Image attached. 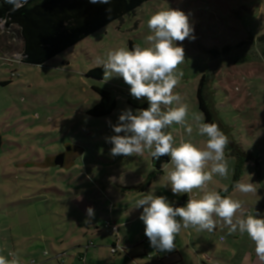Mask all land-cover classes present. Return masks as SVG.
Masks as SVG:
<instances>
[{"label": "rangeland", "instance_id": "obj_1", "mask_svg": "<svg viewBox=\"0 0 264 264\" xmlns=\"http://www.w3.org/2000/svg\"><path fill=\"white\" fill-rule=\"evenodd\" d=\"M167 8L189 17L195 40L176 42L184 48L185 62L179 65L184 75L175 88L188 105L193 133L189 137L176 124L165 131L171 132L176 143L184 139L204 146L207 137L198 135L192 120L193 113L203 114L197 90L204 77L203 93L215 123L229 141L243 151L251 150L252 156L259 155L263 163L256 171L243 165L244 172L254 171L257 192L240 193L239 198L248 201L243 203L246 211L264 217V60L258 58L255 47L264 33V0H148L42 65L16 60L23 48L18 28L7 29L0 23V255L11 259L9 252L16 253L21 264H92V260L105 264L109 257H117L108 247L115 233L104 206L118 201L134 205L136 194L122 192L120 187L145 180L155 167L148 151L142 156L112 157L113 145L105 138L115 135L111 125L122 110L131 108L135 113L134 105L147 100L132 97L122 77L105 82L88 73L98 67L96 58H104L109 50L129 49V41L147 46L145 38L151 34L147 20ZM95 87L109 90L115 99L116 108L110 115L88 114L100 99ZM58 155H62L61 164L55 163ZM226 160L228 176L215 175L210 190L231 182L232 168ZM154 183L152 192L165 196L174 207L186 204L180 205L182 195L164 186L165 171ZM86 204L96 207L93 218L100 233L92 237L91 232L83 233L87 227L96 229L89 226L92 219L81 210ZM114 207L118 206L107 209ZM137 226H127L128 235H134ZM144 229L138 240L146 237ZM190 229L176 236L171 251L178 249L180 255L167 258L168 263L175 259L173 264H197L187 248ZM195 232V253L210 258L204 264H264L247 234L238 232L239 240L234 241L233 234L221 226L212 232ZM220 236L226 242H220ZM90 240L93 243L84 263L77 253H85ZM228 242L235 243L228 246ZM142 246L135 247L140 250ZM154 260L159 263L156 256Z\"/></svg>", "mask_w": 264, "mask_h": 264}, {"label": "clouds", "instance_id": "obj_2", "mask_svg": "<svg viewBox=\"0 0 264 264\" xmlns=\"http://www.w3.org/2000/svg\"><path fill=\"white\" fill-rule=\"evenodd\" d=\"M89 2L108 4L109 0ZM147 27L151 32L145 38L147 46L119 47L109 50L104 58H96L97 66L104 70L105 82L114 76L122 77L130 86L131 96L137 100L146 98L149 105L135 113L131 108L121 111L118 121L111 125L115 135L105 138L113 145L110 155L142 156L148 151L157 160L170 157L171 167L163 169L167 180L164 186H170L174 195H188L184 206L174 207L165 196L151 190L142 194L134 208L143 209L139 218L145 225V235L155 249L171 251L182 229L212 232L222 222L230 234H247L258 259L264 262V217L245 212L239 199L209 189L215 175L226 178L229 174L225 157L229 137L217 123L204 122L202 113H193L192 120L198 135L207 137L203 147L191 140L176 143L171 132L165 131L176 124L189 137L193 133V124L188 123V105L175 92L184 75L179 65L185 62L184 48L176 42L195 40L189 17L178 9H162L150 16ZM194 190L201 193L198 198L192 195ZM223 191H228L227 186ZM234 191L249 194L257 189L252 182L237 181ZM86 212L88 218L94 217L92 207ZM8 256L11 259L0 255V264H21L16 253L9 252Z\"/></svg>", "mask_w": 264, "mask_h": 264}, {"label": "trees", "instance_id": "obj_3", "mask_svg": "<svg viewBox=\"0 0 264 264\" xmlns=\"http://www.w3.org/2000/svg\"><path fill=\"white\" fill-rule=\"evenodd\" d=\"M146 1L148 0H109L108 4H93L89 0H26V2L0 0V23L2 22L7 29L11 26L18 28L23 44L22 62L42 65L106 24L133 13ZM135 45L137 44L133 41L128 43L129 49ZM255 47L258 58L264 60V33L257 38ZM103 72L102 67H96L90 70L88 75L102 79ZM204 81L203 77L199 83L197 98L205 122L211 123L215 120L209 107V100L203 93ZM94 90L100 99L88 110V114L98 118L110 115L116 108L111 92L99 87H95ZM134 106L137 109H144L149 105L148 102H144ZM225 150L236 158L233 178L227 191L229 192L234 189L237 181H241L243 165L249 157L247 151H243L236 144L233 145L232 141ZM169 161L170 157L167 156L158 160L152 157L155 171L147 176L143 187L150 185Z\"/></svg>", "mask_w": 264, "mask_h": 264}, {"label": "crops", "instance_id": "obj_4", "mask_svg": "<svg viewBox=\"0 0 264 264\" xmlns=\"http://www.w3.org/2000/svg\"><path fill=\"white\" fill-rule=\"evenodd\" d=\"M232 142H233V145L236 144L238 147H240L243 150L242 146H240L238 143H236L235 141H232ZM247 153H248L249 158L244 162V164H245L244 166L254 168L255 171L258 168L260 169L261 164H263V163H261L260 159H258L259 155L252 156L251 150L247 151ZM225 157H227L228 160H230V164H231L230 166L232 168V173L234 174V169L236 166V160H235L234 156L225 152ZM168 163H170V161ZM164 166H166V165H164ZM244 171H243V174L241 175L240 180L245 182V183H247L248 180L249 181L251 180L253 182L252 177H253L254 171L253 170L248 171V172H244ZM261 171L262 170H260L259 172H261ZM161 174L162 175L164 174V170H162V173L157 174V177H155V179L151 182V184L146 186V187H143V185L146 181V178H145V180H143V181L140 180V182H138V183L135 182V184L129 183V186L127 185V187H120L122 189L121 191L122 192L128 191L129 193H131V192L135 193L136 194V200H137V199L141 198L142 194H145L149 190L152 189L153 185L155 184L154 182L158 181ZM233 174H232V178H233ZM232 178H231V181H232ZM224 185H227V182L224 183ZM230 185H231V182L227 185V188ZM124 190H126V191H124ZM213 190L218 191L222 196H231L233 199H239L240 200V198H239L240 192L234 191V189H232V191H229V192H224L223 188H214ZM153 193H155L156 195H160V193H158L156 191H154ZM199 194L200 193L198 192V190H194V192L192 193V195L196 198L199 197ZM241 197H242V195H241ZM243 198L240 201H242L244 204H248V201H245L246 199L244 200ZM187 200H188V195L183 194L181 196L180 205L186 203ZM112 203L113 202H111L109 205L104 206V211L109 212L108 217H110V218L112 217L111 218L112 222H113L112 225L116 227V233L112 236L113 238L109 239L110 244L108 247L110 250L112 249V247H115V246H117L119 249L116 253L110 252L111 254H115V255L117 254V257L115 259L112 257L111 258L109 257V259L105 262V264H159V263L160 264H170V263L173 264L176 261L174 259L172 262L168 263L166 261V259L167 258L172 259L175 257V255H180V253L178 252V249H176L174 252L173 251H159V250L155 249L154 247H152L151 245H145V244L150 242L147 237H144L143 239L138 240L139 234L141 233L140 232L141 228L145 225H144L143 221L140 220V218H139L143 209L142 208H134L135 207V201H134V205H131L130 203L119 202V201L115 202L113 204ZM111 205L118 206V207H114L112 209H107V206L110 207ZM243 206H244V210L246 211V209L248 207L246 208L245 205H243ZM89 207H92L94 209V215L96 212L95 205H92V204L91 205L90 204L83 205L81 210H83L86 213L85 214L86 217H87L86 210ZM262 209L264 210V207ZM246 212H250V210L249 211L247 210ZM88 219H92V220H90L89 226L92 227L93 225H95L93 217L88 218ZM127 226H135V227L137 226L138 229L136 228L134 235L133 234L128 235L129 233L127 232V229H126ZM217 226H221L222 230L227 229V231H228V228L225 225H222L221 222L218 223ZM95 227H96V225H95ZM223 227H225V228H223ZM87 228L88 229L83 230L84 231L83 233L86 234V236L90 235L89 232H91V234H92L91 237L95 235V232L97 234L100 233L98 226L96 227V229L95 228L92 229L90 227H87ZM215 229L217 230V227ZM195 231H196L195 229H194V232L190 229V232H188V234H187L188 244L190 245V247H189V245H187V248L190 250V251L188 250L189 252L193 251L192 256L197 260L196 261L197 264H204L205 261L209 260L210 258L207 256V254H205L204 256L206 259L204 260L203 259L204 256L202 257V254H199V253L196 254L195 253V252H197L196 251L197 247H195V245H192L193 243H195V241H197V239L195 237L196 236ZM227 233H229V231ZM231 234H233L232 240H234V241L239 240V238L237 237L238 232L231 233ZM219 240H220V242H226V238H224L223 236H220ZM92 243H93L92 240L87 241L88 246L85 247L86 252L85 253H81V252L77 253V256H79V259H83L84 263H87V255L89 254L90 245H92ZM175 243H176V241H174V244ZM228 243H229L228 246H232V244H234L235 242H233V243L228 242ZM140 244H143V246H142V248H139L140 250H137L135 246H138ZM175 247H176V245H175ZM94 253L96 254V252H93V254ZM151 255H153V257ZM138 256L139 257L145 256V257H147V259L145 258V259H139L138 260V259H136ZM154 256L157 257V262H159V263H155V260L153 261ZM72 257H74V256H72ZM179 257H180V259H182L181 256H179ZM91 258H93V256ZM97 262H98V264L100 263L99 261H97ZM93 263L94 262L92 260V264ZM94 264H97V263H94Z\"/></svg>", "mask_w": 264, "mask_h": 264}, {"label": "built area", "instance_id": "obj_5", "mask_svg": "<svg viewBox=\"0 0 264 264\" xmlns=\"http://www.w3.org/2000/svg\"><path fill=\"white\" fill-rule=\"evenodd\" d=\"M16 60L22 62V61H21V56H20V58H16ZM112 232H113V233H116V227L113 226V225H112ZM90 244H91V243H90ZM118 249H119V248H118L117 246L112 247L111 252H112V253H116V252L118 251Z\"/></svg>", "mask_w": 264, "mask_h": 264}, {"label": "water", "instance_id": "obj_6", "mask_svg": "<svg viewBox=\"0 0 264 264\" xmlns=\"http://www.w3.org/2000/svg\"><path fill=\"white\" fill-rule=\"evenodd\" d=\"M61 158H62V155L56 156L55 163L56 164H61V162H60Z\"/></svg>", "mask_w": 264, "mask_h": 264}, {"label": "flooded vegetation", "instance_id": "obj_7", "mask_svg": "<svg viewBox=\"0 0 264 264\" xmlns=\"http://www.w3.org/2000/svg\"><path fill=\"white\" fill-rule=\"evenodd\" d=\"M66 155V154H65Z\"/></svg>", "mask_w": 264, "mask_h": 264}]
</instances>
